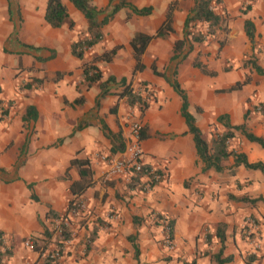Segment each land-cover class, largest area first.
<instances>
[{"label":"crops","instance_id":"1","mask_svg":"<svg viewBox=\"0 0 264 264\" xmlns=\"http://www.w3.org/2000/svg\"><path fill=\"white\" fill-rule=\"evenodd\" d=\"M46 1L0 0V232L11 250L4 264H136L131 240L142 264H216L219 249L221 257H230L224 264H245L248 242L242 228L246 224L251 229L247 216L259 220L256 230L264 240V202L247 201L264 197V175L234 165L231 156L220 162V170L206 168L180 113V97L169 81L175 78L184 90L187 112L201 132L226 113L230 124L243 122L264 139V114L246 109L239 94L227 100L213 92L224 79L223 70L215 65L223 61L221 34H232V50L243 38L254 53L243 31L247 19L254 27V46L256 42L260 49L264 46V0H219L215 11L224 19L220 28L202 42H191L180 61L170 59L172 46L183 36L184 19L194 0H123L124 5L100 26L98 41L81 58L72 54L71 44L88 35L85 17L69 0H60L72 25L51 27L44 20ZM88 1L97 10L107 11L122 0ZM172 1L170 30L148 42L141 55L143 67L134 70L130 37L136 32L154 33ZM245 1L249 8L243 11ZM128 4L150 7V12L137 15ZM103 16L104 12L98 14L96 21ZM194 27L205 29L200 23ZM116 46L109 61L94 59ZM195 60L215 74L202 73L193 65ZM83 62L98 69L97 81L83 78ZM152 64L162 75L152 72ZM254 73L252 82L245 75L249 77L245 85L259 80L258 87L264 91V74ZM102 83L104 93L100 94ZM126 84L137 91H152L142 111L119 97ZM76 98L80 102H74ZM26 106L34 108V120L22 119ZM132 120L145 129L140 140L143 162L162 174L147 193L120 178L103 181L105 165L92 157L94 152L117 157L122 152L116 149L117 140L125 145ZM230 149L244 153L250 162L264 164V151L256 143L236 142ZM71 159L85 160L90 171L92 183L78 196H71L68 188L79 180ZM70 198L83 199L88 208L74 220L79 236L87 235L93 226L97 230L83 256L73 249L61 261L50 263L25 248L23 240L31 237L39 243L42 228L50 224L46 212L63 213ZM157 215L171 221V250L159 243V226L153 218Z\"/></svg>","mask_w":264,"mask_h":264},{"label":"trees","instance_id":"2","mask_svg":"<svg viewBox=\"0 0 264 264\" xmlns=\"http://www.w3.org/2000/svg\"><path fill=\"white\" fill-rule=\"evenodd\" d=\"M73 6L78 9L83 16L85 17L87 21V33L88 35L86 37H82L75 42L71 44V52L76 57L81 58L82 54L85 50L90 48L96 41H98L100 37V26L104 24L112 15L113 13L121 6L124 5L123 0L118 4L112 5L109 10H97L93 5L89 3L88 0H69ZM219 0H194L191 8L186 14V17L184 19L183 23V36L180 39H176L173 42L172 46V52L170 59H178V61L182 60L186 53L191 48V42H202L207 37L213 35L215 29L220 28L221 23L224 21L222 14L217 13L215 11L216 9V3H218ZM130 7V10L137 14V15H147L150 12V7H141V8H135L128 4ZM175 7V1H172L168 4V7L165 12V17L160 25V27L152 34H146L142 32H136L134 33L130 39H129V45L132 50V57L134 59V70H141L143 65L141 63V55L145 50L146 45L148 42L154 38V37H161L163 36L168 30H170V21H171V14L172 10ZM249 8V5L246 4L243 7V11H246ZM104 12V16L101 20V22L96 21V16L100 13ZM44 20L48 25L51 27H60L63 23L67 22L69 26L72 25V22L68 19V14L66 12V9L62 2L60 0H47L45 11H44ZM200 23L205 25L204 30L196 29L195 24ZM192 28V30H190ZM223 30L225 27H221ZM243 31L246 36V38L249 40L251 44V48L254 47L253 43V34H254V27L251 21L244 20L243 21ZM222 45V43H219V47ZM119 48V46L113 47L109 50L103 51L101 54L94 57V59H99L101 61H109L112 56L114 55L116 49ZM195 67L199 68L200 71L206 75L212 76L215 74L214 71L209 70L206 68L204 64L201 62L195 60L194 64ZM243 66L252 68L257 74H264V70H262L254 61L251 62H243ZM82 75L83 78L88 82H95L100 78V73L98 69L91 64L90 62H83L82 65ZM151 70L156 75H162V73L158 72L155 68V66L151 65ZM173 75H175V71L173 72ZM109 80H112V77L110 76L108 78ZM249 77L245 76L242 80L236 81L234 84H232L230 87H228L224 91H233L240 89L243 85L248 83ZM170 87L178 94L181 100L180 105V113L182 117L185 120L186 126L188 128V131L192 134L194 147L196 150V153L200 160L204 163V166L206 168H213L214 170H220V162L224 159H227L229 156L233 158V164L234 165H242L246 169H253L258 170L262 175H264V164L261 161H248L245 154L242 152H236L233 149L229 148L228 140L233 137L234 132H238L240 135H242L248 142L256 143L263 151H264V139L259 136L252 133L248 128L245 126V124L242 122L237 125H232L229 123V118L226 113L219 114L215 121L216 123L220 124L224 129L220 133H216L207 141L205 140L202 135L201 131L195 126L193 117L187 112V98L184 90L180 87V84L178 81L173 78L169 81ZM103 83L100 84V94L104 93L103 90ZM119 97H124L127 104L129 106H137L140 111L146 106V104L141 102V94L139 91L134 90L132 87L129 86V84L124 85L122 90L118 93ZM81 98H76L74 102L78 103L80 102ZM1 109V107H0ZM2 112V111H1ZM4 112V111H3ZM2 112V113H3ZM247 117V113H244L242 118L245 120ZM23 120H34L35 119V111L32 106H26L25 112L22 116ZM144 127H139V138L142 139L144 137ZM118 142H120L119 146H117L116 149L119 151H122L124 148V145L121 143V141L118 139ZM70 165H74L78 168V174H79V180L73 181L69 184V192L71 196H78L80 195L84 189L89 187L91 185V178H90V171L87 167L85 160L80 159H71L69 161ZM127 186L135 188L138 186V181L136 178H134L133 181L126 182ZM243 200H246V198H242ZM73 199L68 200V206L66 207L65 211L61 214L55 213L52 210H48L46 212V217L49 219L57 218L60 216H64L71 204ZM247 201L250 204H254L257 201L264 202V197L257 196L255 198H249ZM169 222V232L168 236L171 238V221ZM222 226L220 223L218 225ZM96 227H92L91 230L87 234V238L89 241H92L95 232ZM52 234V228L49 224L48 227H43L41 232V238L39 243L33 239L34 242V249L35 250H41L45 247V245L48 244L49 239ZM3 235L2 232H0V236ZM220 241L223 238L222 232L218 234ZM132 236H130V239ZM172 239V238H171ZM132 241V248H133V258L136 261V264H142L138 261L137 255H138V249L135 243ZM1 247V244H0ZM88 248V246H87ZM11 255V250L9 245L7 247L0 248V264H4V261L7 260ZM256 259V256L253 253H247L244 257V263L245 264H254V260ZM230 260V257H221V249H219L215 255H214V261L216 264H224L225 262H228ZM46 261V260H45ZM47 262H50L47 260ZM52 263V262H50ZM182 264H194L193 261L185 262L183 261Z\"/></svg>","mask_w":264,"mask_h":264},{"label":"built area","instance_id":"3","mask_svg":"<svg viewBox=\"0 0 264 264\" xmlns=\"http://www.w3.org/2000/svg\"><path fill=\"white\" fill-rule=\"evenodd\" d=\"M141 94V102L146 104L151 98L152 91L148 88L139 89ZM139 123L132 120L129 123V138L125 143L122 152L117 157H109L106 154L94 152L92 157L105 165L104 171L101 174L103 181H108L113 177L120 178L125 182L133 181L134 178L138 181V186L143 193L151 190L152 186L162 179V174L155 167L147 166L142 160V149L139 138ZM88 212L87 204L83 199H73L66 214L57 218L50 219L52 234L49 242L41 250L34 249V242L31 237H26L23 240V246L29 250L35 251L43 260H48L52 263L61 261L64 256L76 249L80 256H83L87 251L89 239L87 235L79 236L80 227L74 223V220L81 218L83 214ZM108 218H113V215L108 213ZM160 228V241L166 250L173 248L172 239L168 236L169 222L168 218L163 215L153 217ZM1 249L7 247V239L4 235L0 236Z\"/></svg>","mask_w":264,"mask_h":264},{"label":"rangeland","instance_id":"4","mask_svg":"<svg viewBox=\"0 0 264 264\" xmlns=\"http://www.w3.org/2000/svg\"><path fill=\"white\" fill-rule=\"evenodd\" d=\"M250 1V0H249ZM248 1H245L244 5L247 4ZM220 39H224L225 47L223 49V61L219 62L218 64H215L216 67H219L222 72H220V75L224 77L223 83L218 88L214 89V93L220 94V96L224 97L225 99L231 100L232 95H238L241 96V98H244V102L246 105V109L252 112H259L260 114H264V103L262 100H264V91L258 87L259 80L253 82L249 86L243 85L239 90L235 91V93L228 94L226 90L228 87H230L235 81L241 80L245 75H250L252 82V75H254V71L249 68H245L243 66V62L245 61H255L256 64L264 69V46L262 49H260L255 43V51L252 53V50L250 51L249 48H247V41L243 38L235 43L237 44V49L232 50L231 44L234 40L232 38V34H221ZM214 63V62H213ZM224 128L218 124V123H210L208 124L207 128L201 132L202 137L205 140H209L211 136H213L216 133H220ZM236 142H248L245 140V138L240 135L238 132H234V135L232 138L228 140L229 148H233L235 146ZM246 223H249L251 226L248 227L246 224L242 228L244 233V237H246L248 242V250L247 253H253L256 256V259L254 260V264H263L260 259L262 258V253L264 251V240L263 238L257 234V223H259V220L256 217L253 216H247L246 217ZM160 232V228H159ZM161 233V232H160ZM159 243L161 244L160 238ZM164 248V247H163Z\"/></svg>","mask_w":264,"mask_h":264}]
</instances>
